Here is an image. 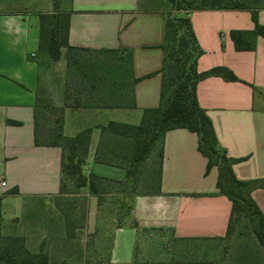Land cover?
I'll use <instances>...</instances> for the list:
<instances>
[{
    "label": "crops",
    "instance_id": "0c3cea01",
    "mask_svg": "<svg viewBox=\"0 0 264 264\" xmlns=\"http://www.w3.org/2000/svg\"><path fill=\"white\" fill-rule=\"evenodd\" d=\"M170 10L168 0H60V11L69 14L70 45L98 54L93 82H82L66 57L54 61L40 50V16L56 11L54 0H0L3 236L23 238L28 251L47 254L50 264H217L233 206L219 193L218 168L206 174L208 159L199 151L198 135L185 128L169 131L163 158L151 168L158 180L133 191L125 185L128 171L121 160L126 140L103 129L111 123L138 126L146 109L160 106ZM188 12L204 52L199 72L225 67L239 78L203 79L199 103L220 148L234 161L237 178L262 182L264 37H254V50L237 51L230 33L255 31L250 11ZM259 20L264 26V9ZM91 83L94 88L85 87ZM46 103L70 104L64 110L65 136L92 129L84 172L104 178L114 191L99 197L84 187L64 198L70 195L62 192L63 148L36 144L37 110ZM98 155L114 162L99 161ZM252 197L264 214V187ZM83 200L87 214L81 224ZM199 247L210 248L213 257L198 256Z\"/></svg>",
    "mask_w": 264,
    "mask_h": 264
},
{
    "label": "trees",
    "instance_id": "16d2710c",
    "mask_svg": "<svg viewBox=\"0 0 264 264\" xmlns=\"http://www.w3.org/2000/svg\"><path fill=\"white\" fill-rule=\"evenodd\" d=\"M171 10L168 12L165 26V40L162 46L164 61L162 73V97L158 108L146 109L142 122L138 126L111 123L104 130L115 132L124 137L121 158L127 168L126 184L135 187L138 167L145 164L153 150L157 151L158 141L161 146L166 134L175 129L185 128L199 137V151L208 159L206 174L217 167L219 171L217 187L219 193L232 202V216L228 227L230 235L236 217L247 219L253 227L259 242L264 248V214L254 198L253 191L264 187L262 182H245L237 178L233 165L224 150L219 146L213 122L201 107L197 95L200 81L209 76H221L228 81H239V78L228 68L217 67L209 72L200 73L198 62L203 50L198 42L188 11L203 9L247 10L252 14L255 31L248 33L233 30L230 33L237 51L255 49L254 37H264V26L259 20V10L252 9L242 0H168ZM56 11L52 14H41L40 50L47 52L54 61L66 57L68 68L77 72L82 82H93L96 68L84 67L78 70L72 63L73 52H92L73 48L69 43V14L60 11V0H54ZM186 12V14H181ZM97 64V63H95ZM83 85V84H82ZM88 85V84H87ZM85 87L94 88V83ZM66 103V106H69ZM40 107V108H39ZM65 107H55L50 103L38 106L36 118V144L40 146H60L63 148L62 174L74 182L78 188L89 187L92 194L100 197L105 179L95 174L86 175V165L92 129L85 130L75 137L63 134ZM50 108L59 115L56 120L57 130H50L46 136L40 118L42 111ZM55 132L52 134L51 132ZM51 139L46 143V139ZM126 138V139H125ZM129 142L131 150L126 144ZM159 150L158 164L163 158V149ZM97 160L113 163L98 155ZM157 162V160H156ZM2 214L0 211V264H49L47 254H32L21 237H5L1 233Z\"/></svg>",
    "mask_w": 264,
    "mask_h": 264
},
{
    "label": "rangeland",
    "instance_id": "374dc122",
    "mask_svg": "<svg viewBox=\"0 0 264 264\" xmlns=\"http://www.w3.org/2000/svg\"><path fill=\"white\" fill-rule=\"evenodd\" d=\"M246 3V5L252 9L262 10L264 9V0H242ZM186 14V13H181ZM98 57V54L94 52H73L72 55V63L74 68L78 70L83 69L84 67H92V69L97 68L94 61ZM88 86V85H87ZM59 115L54 113L50 108L43 110L40 118L41 124L43 126V131H45V135H49L50 130H57L58 125L56 124V120ZM54 134L55 132H51ZM51 139L47 138L46 143H50ZM161 146V140L158 141L157 151L153 150L148 156L145 164L140 165L138 170L136 171V180L135 187H131L133 191H136L137 188L142 189L144 186V182L147 180L154 181L158 180V175L152 170V166H158V155ZM157 160V162H156ZM156 184V183H155ZM154 186V185H153ZM82 188H78L76 184L70 181L68 178L64 176L63 178V190L64 194H68L70 196H66L64 198H72V195L79 194ZM125 193L126 189H122ZM106 191H114L109 185L103 184L101 187V195L106 193ZM118 192V191H117ZM80 198H85L82 195ZM65 206V205H64ZM68 205H66L67 207ZM79 216L80 221L78 223H84L86 220L87 214V206L85 201L83 200L79 206ZM201 252L197 255H202L203 257H213L214 253L208 247H199ZM45 254V253H44ZM217 264H264V248L259 242L256 234L254 233L253 227L247 221V219L243 217H236L234 221V228L230 235H227L221 241L220 247L218 249V255L215 256ZM50 264V263H49Z\"/></svg>",
    "mask_w": 264,
    "mask_h": 264
},
{
    "label": "built area",
    "instance_id": "2783aa9c",
    "mask_svg": "<svg viewBox=\"0 0 264 264\" xmlns=\"http://www.w3.org/2000/svg\"><path fill=\"white\" fill-rule=\"evenodd\" d=\"M7 186V183H6V181H2L1 183H0V187L1 188H4V187H6Z\"/></svg>",
    "mask_w": 264,
    "mask_h": 264
}]
</instances>
